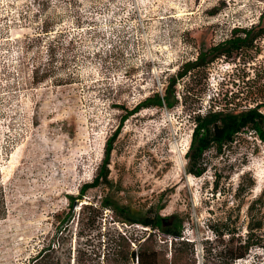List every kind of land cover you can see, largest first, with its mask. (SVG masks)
<instances>
[{"label":"rangeland","instance_id":"obj_1","mask_svg":"<svg viewBox=\"0 0 264 264\" xmlns=\"http://www.w3.org/2000/svg\"><path fill=\"white\" fill-rule=\"evenodd\" d=\"M44 22L56 29L32 44L26 36ZM251 26L264 31V0H0V176L8 208L0 264H34L49 246L62 264H136L118 248L159 264H264V247L232 261L221 252L232 245L229 236L217 237L226 228L246 232L248 204L264 187V143L242 134L225 154L210 152L207 171L195 176L185 168L194 127L187 105L128 114L164 94L185 61ZM257 45L201 71L194 85L201 100L189 101L202 112L213 98L226 111L257 104L264 111V36ZM51 50L52 68L66 62L71 78L31 84L32 64L46 63ZM186 81L177 83L179 96ZM116 130L110 184L89 189L70 210L68 196L93 181ZM106 195L138 217H174L183 237L117 221L100 207Z\"/></svg>","mask_w":264,"mask_h":264},{"label":"trees","instance_id":"obj_2","mask_svg":"<svg viewBox=\"0 0 264 264\" xmlns=\"http://www.w3.org/2000/svg\"><path fill=\"white\" fill-rule=\"evenodd\" d=\"M55 29V26L50 22H44L41 31L35 33L33 36H26V38L28 41H31L32 44H36L40 42L42 38L49 37ZM263 36L264 31L258 28V26H251L250 28L235 27L230 37L210 46L206 50H201L195 59L185 61L179 67L177 73L170 77L164 94L155 92L153 95L147 96L128 112L129 115H133L145 108L155 106L163 107L164 105L168 108H172L179 102L187 105L194 122L190 145L186 152L187 163L185 168L188 173L195 176L203 175L209 167L208 154L210 152H215L216 156L225 154L229 147H231L242 134H254L264 143V111L261 109L263 105L257 104L241 110L226 111L224 108H217L216 100L211 98L212 103L209 108L202 112L198 103L189 101L193 99L201 100L199 90L194 86L201 71L208 69L210 64L217 59H232L236 56L243 55L244 52L258 49L257 41ZM28 46L27 52L30 51L32 45ZM54 59L55 57L51 50L46 63L40 62L39 64H32V68H30L31 84L51 82L55 85H63L68 83V78L70 79L71 75L65 72L66 62L58 67V71L52 68ZM180 79H187V81L179 96L176 86ZM129 115H127L126 118H129ZM118 135L119 132L116 130L107 140L104 149V158L93 181L84 184L80 188L78 196H68L71 207L70 210L73 209L77 200H82L86 196L89 189L101 185L108 186L110 184L109 166L111 163L112 151L114 149V142ZM1 179L0 176V219H5L7 217L8 208L5 189L1 184ZM251 185H254V182H252ZM237 191L238 193L244 191L242 183L239 184ZM89 205L92 206L93 204H86L82 208L88 207ZM100 207L103 209H112L117 221L130 224L139 223L152 230L158 229L162 233L174 236L177 239L183 237L181 224L178 225V222H176L175 218L172 216H163L158 211L151 215L146 214L141 217L135 216L127 207L121 206L118 201L110 195H106L102 198ZM70 217L71 216H69V218ZM247 217L246 232L244 234H241V232L235 229L228 228H226L225 231L217 232L218 238H222L224 235L229 236V242H231L232 245L229 247L227 245L221 252L229 251L232 261L246 257L251 249L255 247H264V187L261 193L256 195L248 204ZM171 218L173 220L169 222ZM151 235L152 234H150L145 241H149ZM121 237L123 236L121 235ZM236 237L239 238L237 239ZM236 240L239 241L237 245L235 244ZM55 252L56 250L51 246L43 248L40 250L39 255L36 256L34 264H62L61 259L53 256ZM115 253L120 255L124 261L130 258L134 263L138 260V264H159L156 256H141L135 249L123 250L122 248H118Z\"/></svg>","mask_w":264,"mask_h":264},{"label":"built area","instance_id":"obj_3","mask_svg":"<svg viewBox=\"0 0 264 264\" xmlns=\"http://www.w3.org/2000/svg\"><path fill=\"white\" fill-rule=\"evenodd\" d=\"M135 263L138 264V260H136Z\"/></svg>","mask_w":264,"mask_h":264}]
</instances>
